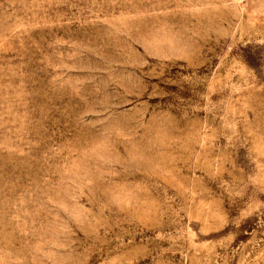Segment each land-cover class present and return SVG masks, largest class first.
<instances>
[{"label":"rangeland","instance_id":"obj_1","mask_svg":"<svg viewBox=\"0 0 264 264\" xmlns=\"http://www.w3.org/2000/svg\"><path fill=\"white\" fill-rule=\"evenodd\" d=\"M0 264H264V0H0Z\"/></svg>","mask_w":264,"mask_h":264}]
</instances>
